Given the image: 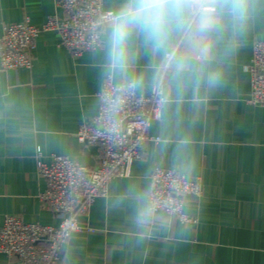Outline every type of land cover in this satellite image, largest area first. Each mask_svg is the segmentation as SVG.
Segmentation results:
<instances>
[{"label":"crops","instance_id":"crops-1","mask_svg":"<svg viewBox=\"0 0 264 264\" xmlns=\"http://www.w3.org/2000/svg\"><path fill=\"white\" fill-rule=\"evenodd\" d=\"M56 1L0 0V35L3 23L25 16L42 24ZM104 7L117 17L104 25L101 47L77 58L44 31L32 68L0 65V227L6 214L59 223L41 199L47 184L37 150L46 161L62 154L97 164L99 148L77 131L98 111L108 75L143 94L162 82L168 100L150 126L161 140L80 217L96 232H74L57 264H264V106L248 102L264 0H218L216 11L203 12L185 0H104ZM157 166L202 179L203 195L188 196L185 207L197 222L150 211ZM0 264L23 263L0 252Z\"/></svg>","mask_w":264,"mask_h":264},{"label":"built area","instance_id":"built-area-1","mask_svg":"<svg viewBox=\"0 0 264 264\" xmlns=\"http://www.w3.org/2000/svg\"><path fill=\"white\" fill-rule=\"evenodd\" d=\"M185 1L191 11L218 9V0ZM56 6L57 11L40 25L30 16L3 23L2 69L32 68L37 39L44 31L56 32L58 47L78 58L102 46L104 25L117 17L115 11L104 7V0H57ZM166 58L169 61L172 53H167ZM248 71L251 82L248 102L264 106V38L253 44ZM99 99L96 114L86 119L77 131L82 143L99 148L97 164L85 166L62 154H52L46 161L38 148L37 168L47 184L41 199L55 212L59 223L28 222L6 214L0 227V252L7 257H16L23 264H57L60 251L74 232H96L94 227L82 223L80 217L89 213L98 197L108 194L109 184L115 178L131 175L134 162L143 158L151 141L161 140L150 134V126L162 117L168 100L162 82L156 83L149 94H143L136 91L133 83H116L108 75ZM203 193L200 177L191 180L175 169L157 166L152 171L148 193L150 211L195 223L197 219L185 212L187 198Z\"/></svg>","mask_w":264,"mask_h":264},{"label":"clouds","instance_id":"clouds-1","mask_svg":"<svg viewBox=\"0 0 264 264\" xmlns=\"http://www.w3.org/2000/svg\"><path fill=\"white\" fill-rule=\"evenodd\" d=\"M142 7H152V6H150V5H142ZM124 35H125L124 32H120L119 33V38L122 39Z\"/></svg>","mask_w":264,"mask_h":264}]
</instances>
